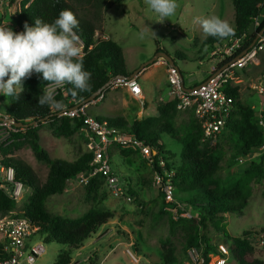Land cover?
I'll list each match as a JSON object with an SVG mask.
<instances>
[{
  "label": "trees",
  "instance_id": "16d2710c",
  "mask_svg": "<svg viewBox=\"0 0 264 264\" xmlns=\"http://www.w3.org/2000/svg\"><path fill=\"white\" fill-rule=\"evenodd\" d=\"M126 0H23L19 8L12 15H3L0 12V25L5 19H10L15 32L24 31V25L35 26V20L41 19L45 23H52L63 10L72 11L79 20V27L74 29L83 43L84 69L92 73L90 91H77L72 96L73 86L64 84L57 89L55 99L68 105L70 101H88L94 94L102 89L110 80L117 76L130 77L133 73L126 69V62L122 48L112 39L96 40L98 31L96 22H101L104 12L110 7L121 4ZM235 9L234 24L235 35L232 37L245 38L247 47L254 42L264 29V0H232ZM255 23V31L249 34V27ZM231 38V37H229ZM208 36L204 40V47L212 49L225 40ZM175 58L186 61L185 55L175 53ZM250 67V66H249ZM248 67V68H249ZM261 78H264V56L261 55L260 65H251ZM247 69V68H246ZM244 69L241 73H243ZM196 84V76L193 79ZM47 82L42 74H33L30 79L23 82V91L19 99L9 96L3 97L8 102V114L16 123L29 124L28 128H18L12 134V143L0 147L2 164L11 167L16 173V182L21 183L31 195L20 215L37 222L40 234L45 244L57 243L65 246L55 264H70L73 252L80 250L84 243L95 235L104 226L111 216L99 210L90 209L80 218H67L52 215L46 207L49 198L63 195L70 180L84 176L86 195L97 193L105 178L102 173L90 176L94 167L92 152H85L73 162L62 159H51L49 153L41 145L40 127L47 124L48 129L55 138L70 139L82 128L83 120L68 117H57L55 109L48 105L39 106L38 98L43 95ZM227 94L233 97V110L224 127L222 136L229 133L231 143L222 146H213L209 141L203 142V130L198 119L192 111L182 112L177 109V99L160 103L158 115L143 117L130 124L121 116L93 115L98 122L107 123L117 132L133 134L151 148L154 159V171L163 177L160 185L162 193V208L159 216L168 214L163 208L175 205L167 203L163 187L169 179L174 189L176 201L189 213L188 219L194 233L189 236L182 253L185 257L189 250L197 249L203 258L202 264H210L211 253L220 258L219 245H225L229 251V258L235 264H264V261L255 257V246L252 237L260 231H245L240 235L228 233L225 223L233 214H242L253 195L255 186L262 185L264 181V156L253 161L244 172L234 170L224 176V162L228 155L234 153L235 159L247 157L255 151H260L264 144V130L259 124L253 103L243 100L240 86H227ZM90 114V112L88 111ZM187 115V123L183 127L177 126L180 115ZM91 115V114H90ZM166 138L181 146L180 152H173L167 148ZM29 145L36 160L49 167V173L44 183L33 168L24 161L12 157L13 147ZM211 145V146H210ZM110 161L112 154L108 151ZM133 154L132 149L123 151L124 157ZM235 159L232 160L235 161ZM164 165H161V164ZM112 165V164H111ZM112 171L115 172L112 168ZM170 175V176H169ZM131 180L124 191L135 203H140L136 189ZM16 201L4 189L0 188V213L15 210ZM181 211V210H180ZM170 233L177 231L178 223L170 216ZM212 228L216 233L225 236V244L214 243L209 233ZM1 249V248H0ZM164 264H179L176 250L171 246L170 238L162 242ZM89 264H98L89 261Z\"/></svg>",
  "mask_w": 264,
  "mask_h": 264
},
{
  "label": "rangeland",
  "instance_id": "374dc122",
  "mask_svg": "<svg viewBox=\"0 0 264 264\" xmlns=\"http://www.w3.org/2000/svg\"><path fill=\"white\" fill-rule=\"evenodd\" d=\"M22 1H12L15 7L12 8L9 16L19 8ZM177 2L179 7L176 14L170 19H165L163 23H159L160 18L147 7L144 0H126L114 5L104 12L101 22L95 23L98 28L96 40L115 41L123 50L126 69L130 73L141 69L157 53L165 52L173 58L186 79L190 73L195 72L196 80L200 83L210 76L211 69L217 65V61L211 57V49L204 47L203 42L208 36L204 35L202 28L195 24L194 20L197 17L218 16L233 25L235 9L232 0H177ZM3 26L15 31L10 19H5ZM81 48L83 55L82 42ZM175 53L185 55L186 61L175 58ZM163 60L165 61L161 58L157 63L149 65L138 76L143 90L149 92L146 96L147 101L153 95H158L160 91H168V65L164 64ZM257 65L260 64H255ZM236 81L240 86L243 100L248 99V102H252L257 107L264 106V99L255 92L256 87L262 82L256 70L250 66L243 73L238 74ZM140 101L121 87L118 90L107 91L106 99L91 105L89 112L92 116H121L130 124L136 118L158 115L155 99H152L154 105H148L146 102L144 106V111L148 110V114L143 112ZM0 107L5 114L8 111V102L2 101ZM138 107L140 110L137 113ZM124 110L135 113L124 116L122 115ZM186 123L187 115H180L177 126L183 127ZM40 136L41 145L47 150L51 159L73 162L83 153L89 152L88 136L81 128L70 139H58L52 136L47 124H43L40 127ZM231 141L230 134L226 133L224 136L220 135L211 145L226 146ZM166 142L169 150L180 152L179 144L168 138ZM109 150L112 154V168L119 179V185L125 187L131 180V185L139 194L140 203H135L127 195H114L106 182L100 186L97 193L88 197L84 176L70 180L63 195L49 198L46 207L52 215L75 219L80 218L90 209H95L111 216V219L88 239L80 250L72 253L70 264H89L90 260L97 261L98 264H164L162 242L167 237L176 250L179 264H201L198 251L188 252L185 257L182 253L185 242L194 233V228L187 222L191 219V215L183 210H171L169 206L163 208L168 214L158 215L163 200L162 190L154 171L153 158L144 156L140 150L133 151L129 157H124L123 151L127 149L116 145L111 146ZM11 156L30 165L41 183L46 181L49 167L36 160L29 145L13 147ZM260 156H264V151H255L247 157L241 156L236 159L234 153H231L224 162L223 175L226 176L234 170L244 172L253 161H258ZM241 158L244 159L243 163L240 162ZM233 159L235 161L232 162ZM22 193L24 197L16 202L15 210L18 213L24 212L31 191L24 189ZM170 216L178 223L177 231L173 235L170 233ZM225 226L231 235H240L245 231L253 230L264 233V181L262 185L254 187L253 195L243 213L231 215ZM209 233L214 243L225 244L224 242L228 241L225 236L216 233L212 228H209ZM252 242L255 246V257L264 261V247L258 246L254 240ZM65 249V246L57 243L46 244V253L36 264H55L59 254ZM210 256V264H219L215 253H211ZM226 264L235 263L228 258Z\"/></svg>",
  "mask_w": 264,
  "mask_h": 264
},
{
  "label": "built area",
  "instance_id": "2783aa9c",
  "mask_svg": "<svg viewBox=\"0 0 264 264\" xmlns=\"http://www.w3.org/2000/svg\"><path fill=\"white\" fill-rule=\"evenodd\" d=\"M12 1L0 0L1 14H10L12 8L15 7ZM3 25L4 22L0 26ZM261 55L264 56V34H259L248 47L245 38L231 37L211 49V57L217 61V65L211 69L210 76L199 84L193 80L196 76L195 72L190 73L186 79L180 68L170 66L163 60V63L168 65V97L170 100L177 99L179 111L193 112L202 126L203 142L209 141L212 144L222 135L227 120L232 114L234 103L233 97L227 94L226 88L238 85L236 81L238 74L253 64H260ZM61 87L54 86V93L56 94L57 89ZM121 87L128 89L135 98L143 97V89L138 81V76L129 78L117 76L98 91L92 102L74 100L70 101L63 110L54 111L57 117L83 120L81 129L87 133L88 150L93 154L91 165L94 167V171L90 176L102 173L105 182L116 196L125 195V187L119 185V179L112 171L111 161L107 154L109 148L116 145L123 149L140 150L144 156L152 157L151 148L133 134L117 132L107 123L98 122L94 116L88 113L91 105H96L105 99L107 91L118 90ZM183 87L190 91H185ZM255 92L264 99V78L256 87ZM3 97L0 95V105ZM252 107L264 130V106L257 107L253 104ZM11 119L8 114L2 113L0 107V147L10 144L12 134L18 129L13 125ZM261 151H264V144ZM240 162L243 163L244 159L241 158ZM156 179L159 185L163 183L164 179L161 175L157 174ZM85 181L87 183L88 179ZM0 188L4 189L16 202L24 197L22 193L24 187L21 183L16 182L15 170L2 164L1 151ZM163 193L167 203L175 205L174 208L170 207L171 210L183 209L175 199L174 189L169 179L163 187ZM40 230L41 227L37 222L20 215L16 210L0 213V264H36L38 259L46 253V244ZM251 239L258 246L264 247V233H259ZM192 251L198 250H189V252ZM219 252L222 254L219 264H226L229 258L227 247L219 245ZM199 261L201 264L203 263L201 253Z\"/></svg>",
  "mask_w": 264,
  "mask_h": 264
},
{
  "label": "clouds",
  "instance_id": "9594fccd",
  "mask_svg": "<svg viewBox=\"0 0 264 264\" xmlns=\"http://www.w3.org/2000/svg\"><path fill=\"white\" fill-rule=\"evenodd\" d=\"M147 7L158 15L159 23L173 17L179 7L177 0H144ZM205 36L221 40L235 35L234 27L218 16L197 17ZM79 20L70 10H63L52 23L35 20V26L24 25V31L15 32L8 26H0V95L19 99L23 82L32 75L42 74L47 86L39 100V106L48 105L57 111L65 105L55 99L53 87L64 84L77 91H90L92 73L84 69L81 40L74 29ZM154 33V32H153ZM155 34V33H154Z\"/></svg>",
  "mask_w": 264,
  "mask_h": 264
},
{
  "label": "water",
  "instance_id": "95a60500",
  "mask_svg": "<svg viewBox=\"0 0 264 264\" xmlns=\"http://www.w3.org/2000/svg\"><path fill=\"white\" fill-rule=\"evenodd\" d=\"M255 23H252L249 27V34L252 35L255 31ZM264 34V29L260 32V35ZM258 37V36H257ZM161 58H164L165 61L167 62L168 65L170 66H174L177 67L173 58L170 57L169 55H167L165 52H159L157 53V55H155V57L153 59H151L150 61H148L146 64H144L141 69L135 71V73H133L130 77H137L146 67H148L149 65L155 64L157 63V61H159ZM123 78H129V77H125L122 76ZM183 89L185 91H190L188 89H185L183 87ZM98 92L96 94H94L89 100L88 102H92L93 100H95L96 96H97ZM11 122L13 123V125L17 128H28L30 125L29 124H24V123H16V121L14 119H11Z\"/></svg>",
  "mask_w": 264,
  "mask_h": 264
},
{
  "label": "crops",
  "instance_id": "0c3cea01",
  "mask_svg": "<svg viewBox=\"0 0 264 264\" xmlns=\"http://www.w3.org/2000/svg\"><path fill=\"white\" fill-rule=\"evenodd\" d=\"M167 69V68H166ZM142 73V72H141ZM139 76V75H138ZM138 80H139V78H138ZM143 87V86H142ZM168 87H169V85H168ZM167 87V88H168ZM120 89V88H119ZM126 89V88H125ZM143 89V88H142ZM127 91H128V89H126ZM128 93L130 94V92L128 91ZM148 91H144L143 90V97L142 98H135V97H133L131 94V96L133 97V98H135L137 101L138 100H141L140 101V106H141V108H142V110H143V112L145 113V114H148V110H146V111H144V106H145V104H146V102H148V105H154L155 103L154 102H152V99H155L156 100V103H157V106H159V104L160 103H165V102H168L170 99H169V97H168V91L166 92V91H164V92H159V94L158 95H153L152 96V98L149 100V101H147V98H146V96L148 95ZM105 99H106V97H105ZM104 99V100H105ZM103 100V101H104ZM100 103V102H99ZM98 104V103H97ZM158 108V107H157ZM140 109H139V107H138V109H137V113H138V111H139ZM157 112H158V109H157ZM135 112H133V111H126L125 112V110L123 111V114L122 115H124V116H126V115H129V116H131V115H133ZM149 117V116H148ZM143 118V117H142ZM141 119V118H140ZM135 120H137V118L135 119ZM134 122V121H133ZM132 124V123H131Z\"/></svg>",
  "mask_w": 264,
  "mask_h": 264
}]
</instances>
